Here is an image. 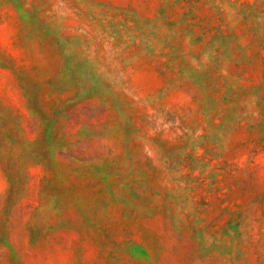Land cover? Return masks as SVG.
Here are the masks:
<instances>
[{
    "label": "rangeland",
    "instance_id": "obj_1",
    "mask_svg": "<svg viewBox=\"0 0 264 264\" xmlns=\"http://www.w3.org/2000/svg\"><path fill=\"white\" fill-rule=\"evenodd\" d=\"M0 264H264V0H0Z\"/></svg>",
    "mask_w": 264,
    "mask_h": 264
}]
</instances>
